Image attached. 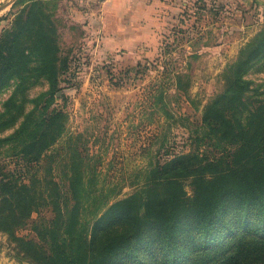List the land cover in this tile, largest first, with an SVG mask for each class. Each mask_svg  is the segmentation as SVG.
<instances>
[{
	"label": "rangeland",
	"instance_id": "rangeland-1",
	"mask_svg": "<svg viewBox=\"0 0 264 264\" xmlns=\"http://www.w3.org/2000/svg\"><path fill=\"white\" fill-rule=\"evenodd\" d=\"M63 2L0 0V213L39 202L13 235L0 224V264H67L34 230L51 226V193L82 224L75 264H264V0H136L124 35ZM241 129L257 131L256 156L237 167ZM180 160L188 198L208 182L223 193L213 224L175 227L155 253L146 230L124 240V200L137 210ZM249 229L259 239L240 250Z\"/></svg>",
	"mask_w": 264,
	"mask_h": 264
},
{
	"label": "trees",
	"instance_id": "trees-1",
	"mask_svg": "<svg viewBox=\"0 0 264 264\" xmlns=\"http://www.w3.org/2000/svg\"><path fill=\"white\" fill-rule=\"evenodd\" d=\"M22 35H24V33H22ZM38 53H40L44 57L46 52L40 50L38 51ZM233 108L234 107H232V109ZM218 119H220L221 121H225L226 127L233 130L232 125L230 124L229 120L225 118V116L218 114ZM35 133L37 134L39 132L36 131ZM256 135L257 131L255 133V136ZM255 136H250V133L248 131L246 132L242 129L231 135L230 138H236V140L240 142L239 145L241 149H247L240 163H237V167L247 163L250 159L256 156V154L252 151L254 150L253 144L257 142V137ZM263 143L264 141L261 140L256 145L257 147L255 148V150L260 149ZM190 165L191 167L189 171L192 168H194L193 170H195V168H198L197 166H200L192 164ZM185 168V162H181L180 160L176 163L171 164L170 168H168L167 170H164L165 173H161L162 180H157V184H159V187H163L164 189L161 192L154 193L148 196L147 199L140 202V205L136 207L137 210H134L133 202H131L129 199L124 200V205L122 206L123 208L118 211L119 214L122 215V221H124V225L126 227L124 229V236L122 235V237H124V240L142 239L143 241V238L145 236H136L134 234L141 229L146 230L151 236L147 239L148 247L152 249L153 253H155L157 251V247H159L158 244L162 246H167L169 244L175 227L189 225L191 228H193L209 226L213 224L214 217H212V215L215 214L217 207L220 205V198L223 193H221L216 187L208 188V182L207 184H203V186L198 191H195V193H193V195L188 198L185 195V192L182 190V185L179 181L180 175H173L177 172H183ZM187 168H189V165ZM231 171L232 170H230L229 173H231ZM213 173L219 175V172ZM194 174L195 173H189V175ZM12 188L20 189L16 186H12ZM72 189H75V185L73 184ZM17 196L21 197L22 193H18ZM51 196L55 199V207L53 209L55 217L50 222L51 226H42L43 228L36 226V229L34 230H36V233H38L39 238L43 242H51V244L55 248L54 252L56 254L59 255L61 253H65L68 255L69 258H67V264H75V257L78 254L77 248L74 244V241H76L77 239L75 229H77V225L80 228H83L82 224L78 222V218L76 219V208H74L72 212H68L66 209H62L61 202L58 200L57 195L51 193ZM36 198L35 196L30 197L25 193L24 197H21L18 201L19 204H23L22 208L19 211L16 212L10 207H7V211L1 212V231L6 232L7 230H11L13 232L11 234L13 235L14 227L22 222L23 217H27L29 215L33 207L35 208L39 206V202H37ZM117 204L122 205L121 203L112 204L107 212H105L106 215H111L112 213L113 216L115 213L111 212V209H113V207ZM74 207L78 208L79 202L78 206L74 204ZM66 229H69V231L66 232ZM209 231L210 234L208 235L210 236L212 234V230L210 229ZM237 236L238 240L236 243H238V246H240V250L248 246L247 241H249L250 238L253 237L256 239V241L259 239L257 236H255V233L252 234V229H249L248 234ZM118 237H116V239H118ZM27 243L30 245V248L33 250V253L39 261H41L42 258H46V253L43 250L42 245L37 244L32 239L27 240ZM219 244H221L220 241L216 243V245ZM130 246H132L131 243H129L125 249L129 247L130 251L133 250ZM191 246V251L193 252L199 250L200 248V245ZM232 259L233 257H230V261H232ZM156 262H158L157 264H163L161 261H159L158 258H156Z\"/></svg>",
	"mask_w": 264,
	"mask_h": 264
},
{
	"label": "crops",
	"instance_id": "crops-1",
	"mask_svg": "<svg viewBox=\"0 0 264 264\" xmlns=\"http://www.w3.org/2000/svg\"><path fill=\"white\" fill-rule=\"evenodd\" d=\"M136 0H64L63 5L75 14V20L86 29H98L102 33L124 35V22L129 19L131 4Z\"/></svg>",
	"mask_w": 264,
	"mask_h": 264
},
{
	"label": "water",
	"instance_id": "water-1",
	"mask_svg": "<svg viewBox=\"0 0 264 264\" xmlns=\"http://www.w3.org/2000/svg\"><path fill=\"white\" fill-rule=\"evenodd\" d=\"M2 7H5V5L4 6H2ZM1 9V8H0Z\"/></svg>",
	"mask_w": 264,
	"mask_h": 264
}]
</instances>
